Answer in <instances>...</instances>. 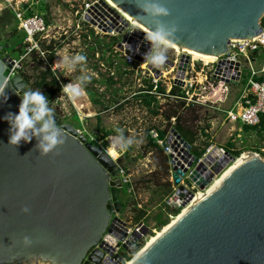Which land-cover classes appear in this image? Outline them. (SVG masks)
<instances>
[{"label":"water","instance_id":"water-1","mask_svg":"<svg viewBox=\"0 0 264 264\" xmlns=\"http://www.w3.org/2000/svg\"><path fill=\"white\" fill-rule=\"evenodd\" d=\"M112 1L144 27L146 22L153 27L160 22L175 27L170 37L173 43L218 58L227 53L232 39L258 36L264 17V0H159L168 15L158 18L138 7L143 0ZM135 32L147 41L143 30L136 28ZM8 49L10 44H0V54ZM189 59L187 54L182 57V75ZM14 64L10 53L0 55V88L8 96L7 102H0V264H97L103 252L89 251L123 209L119 195L123 182L116 178L118 163L70 122L60 125L65 143L59 154L40 155L35 138L17 147L8 144L10 126L3 117L18 113L21 97L17 93L22 94L28 85L18 72L8 77ZM226 64L220 60L217 72ZM239 76L237 72L232 82L239 81ZM167 142L174 149L184 147V163L174 161L170 154L180 195L193 183L205 189L216 173L237 158L225 151L208 168L203 162L206 154L197 159L192 145L176 128H171ZM254 154L132 264H264V160ZM191 168L185 187L182 180ZM193 197L190 191L184 205ZM24 207L27 212L22 211ZM147 231V227L142 229V233ZM133 236L137 241L141 233L136 230ZM128 249L136 253L134 245Z\"/></svg>","mask_w":264,"mask_h":264},{"label":"built area","instance_id":"built-area-1","mask_svg":"<svg viewBox=\"0 0 264 264\" xmlns=\"http://www.w3.org/2000/svg\"><path fill=\"white\" fill-rule=\"evenodd\" d=\"M52 0H6V8L11 10L15 20L17 21L18 30L24 34L23 48L24 51L18 57H13L14 67L8 70V77L13 76L21 67L22 61L34 52L37 53L40 59L47 62L48 68L53 75L60 80L63 74L61 61L63 60L61 51L58 49L64 34L67 33L65 28L59 26L55 17H51V12L60 8H52L50 5ZM58 1V0H55ZM68 4L71 8V32L76 31L77 39L83 37V41L87 44V48L92 49V54L99 59V70L97 75H106L107 78L118 80L117 71H121V76L129 77L133 73V80L139 81V87L134 91L133 97L141 92H149L163 99V93L157 91L160 83L165 84L166 94H169L173 86H179L186 90L188 102H201L205 98V94L210 88H217V82L222 84L232 83L233 77L240 72L239 81L241 82L246 75V90L240 102L226 112V119L232 123L243 125H257L260 122V114L264 113V80H258L257 77L264 75V22H262V30L260 34L249 39H232L229 44V49L226 54L216 59L214 62L205 63L204 61L194 60L191 55L187 63V67L182 75L180 66L184 53L175 50V57L167 56V60L160 67L153 66L145 62L144 54L148 52L149 43L143 37L136 34L135 29H140L124 17L112 6L104 0H61ZM41 5L47 10L41 11ZM50 5V6H49ZM75 20L72 23V17ZM142 30V29H141ZM145 32V31H144ZM117 38L115 43L112 38ZM54 45L55 56L49 60L48 54L51 52L44 47ZM105 52V54L103 53ZM129 51V53H128ZM102 52V53H101ZM256 53V56L252 55ZM105 57L102 58V56ZM188 55V54H187ZM108 60V62H107ZM220 60L227 61V64L222 66L218 73V62ZM263 61L261 68H255L253 63ZM230 63L231 66H230ZM236 63H239V68L236 69ZM157 69L156 71L154 70ZM249 69V74L246 70ZM170 73L165 75L166 73ZM94 74H96L94 72ZM172 79L168 76L172 75ZM98 77V76H97ZM144 80H149L153 85L152 90H142L139 88L145 87ZM165 80V81H164ZM61 84L62 81L60 80ZM182 82V84H181ZM63 85V84H62ZM216 86V87H215ZM200 88L198 95L195 90ZM193 92L194 94L190 95ZM198 100V101H197ZM145 108L150 107L145 105L141 99H138ZM120 104V103H119ZM81 120V126L77 127L79 134H84L91 143L99 145L107 150L108 147H114L113 142L118 135L113 133L100 137H95L82 123V117L78 113ZM84 116V115H83ZM172 122L175 118L171 119ZM171 130L166 136V139H161L159 130L156 127L151 128V137L163 145L166 144L167 153L171 154V145L168 144V138ZM119 154L118 147H114ZM223 152L225 149L220 148ZM114 159V158H113ZM115 160V159H114ZM116 178L121 179L124 184H130V177L127 174L125 166L118 164ZM184 178V177H183ZM173 179V177H172ZM174 182V180H173ZM184 184V180H182ZM186 187V184H184ZM131 189L129 187L128 191ZM179 189L173 192L169 203L171 205L178 204L179 207L184 206L190 191L186 187L183 195L178 193ZM175 197V199H174ZM120 213L113 216L114 220L110 221L109 230L106 231L102 240L94 246L93 250H101L103 256L97 264H124L134 253H131L128 247L135 246V252L139 249L141 243L139 239L142 237L143 223H139V227L131 230L127 224L121 219ZM115 217V218H114ZM117 217V218H116ZM138 231L141 237L137 241H133V232ZM119 237L113 243L110 238ZM122 237V238H121ZM88 254V255H89ZM88 256L85 258V261Z\"/></svg>","mask_w":264,"mask_h":264},{"label":"rangeland","instance_id":"rangeland-1","mask_svg":"<svg viewBox=\"0 0 264 264\" xmlns=\"http://www.w3.org/2000/svg\"><path fill=\"white\" fill-rule=\"evenodd\" d=\"M0 2L6 3V0H0ZM50 5H53L52 8H60L58 11L56 9L53 10L51 17L54 14L55 21L67 31L58 46L63 59L78 54H84L87 57L86 62L82 65H77L73 71H68L63 68V74L60 78L63 86L68 83L75 84L81 74H86L89 77L88 82L82 88L79 95L69 96L61 90L52 102V108L54 113L61 117L63 123L70 122L76 127L82 125L78 113L82 114V123L86 125L89 132L95 137H100L106 132L120 129L123 131L125 138L133 139L134 143L126 151H123L121 154L117 151L119 157L116 161L118 164L126 167L127 174L131 179V189L128 191L127 196H124V199L128 201L127 206L125 208L123 207L119 217L131 230L138 228L140 222L144 224L143 227L148 228V231L143 233L139 239L138 243L141 244L138 245V247L140 246L138 250H140L152 236L163 229L165 225H161V221L167 220L169 223L173 217L178 215H173L171 213L172 209H179L180 212L183 209L178 204L171 205L169 203L170 196H167V188L163 185L167 180V174H169L168 180L172 182L173 191L176 194L178 186L175 185L172 179V166L167 171L162 154L157 148L148 144V129L156 127L162 130L166 127L167 121L162 114L155 115L151 111V108H145L138 99L133 97L134 91L139 87V81L133 80V73L129 77H122L121 71L118 70V80L107 78L103 74H100V76L97 75L96 71L99 70V59L92 54L91 48H87L83 37L77 39L76 31L71 32V8L61 0H52ZM46 10L47 8L41 9L42 12H46ZM3 13L0 16V44H10V49L3 50L0 55L5 56L10 53L16 58L19 55L12 51V42L8 40L12 37L9 36V33L17 27V21L11 14L8 16L6 12ZM3 17L9 20L8 27H5L6 24L3 21ZM72 19L73 23L75 16ZM23 36L24 34L21 31L16 34L17 38H22ZM103 53L105 54L104 51ZM167 56L174 58L175 49L169 48ZM194 60L203 61L201 58ZM41 61V69L48 68L47 62L42 59ZM34 63L33 55H29L22 61V67L17 71L29 80V83L27 82V88H30L32 82L38 75V71L34 68ZM262 63L263 61L258 60L255 64L253 63V66L255 68H261ZM246 72L249 74V69ZM172 76L173 74L168 77L172 79ZM245 78L246 76H244L241 82L235 83L222 84L217 82L216 85L218 87L210 88L204 95L205 98L199 102L202 106L193 107L196 110L193 114V116L196 114V119L190 121V123L193 124V129L197 130L199 135L194 143L195 146L203 149L207 147V144H211L207 147L208 149L211 147L226 148L228 142L232 141L234 148L241 152L240 155L244 152L251 151L258 154L264 160V132L258 134L254 130L245 131L239 123H232L226 119L225 111L233 108L242 100L245 94ZM165 84L166 86L168 85L167 80ZM199 92L200 88L198 87L195 93L198 95ZM192 94L194 93L191 92L190 95ZM96 99L98 102H95ZM164 101L165 99H162L161 104ZM186 112L187 114L191 113V111ZM75 115L78 116L79 120L76 119ZM203 127L208 128L206 130L208 136L200 134L201 131L199 132V129ZM113 135H118V133H113ZM192 169L183 178L184 184ZM224 169L216 173L213 179L220 175ZM187 189L194 194L205 190L199 188L194 183L192 187H187ZM141 213H145V215L138 222L137 217ZM135 254L129 259L135 256Z\"/></svg>","mask_w":264,"mask_h":264},{"label":"clouds","instance_id":"clouds-1","mask_svg":"<svg viewBox=\"0 0 264 264\" xmlns=\"http://www.w3.org/2000/svg\"><path fill=\"white\" fill-rule=\"evenodd\" d=\"M143 12L151 17L158 18L168 15V9L162 5L159 0H143L138 5ZM141 22H146L139 19ZM149 30L146 33V40L150 42V49L144 54L145 62L153 66L160 67L167 60V53L171 47L170 39L176 31L175 27H167L163 22L153 25L146 22ZM87 57L84 54H78L72 57H65L62 61V67L65 70L73 71L77 65L86 62ZM89 77L81 74L75 84L68 83L62 87V91L69 96L79 95L82 88L88 82ZM21 97L18 113H7L3 119L9 124V142L15 147L21 142L30 143L34 138L37 141L36 150L40 155H48L56 152L65 143L63 129L57 123L54 110L51 106L47 95L39 90L25 88L21 93H17ZM8 96L6 90L0 88V102H7ZM118 136L113 142L114 147H118L120 151H126L134 141L131 138H125L123 131L117 129ZM22 211L27 212L28 208L24 207ZM54 264V262H53Z\"/></svg>","mask_w":264,"mask_h":264},{"label":"trees","instance_id":"trees-1","mask_svg":"<svg viewBox=\"0 0 264 264\" xmlns=\"http://www.w3.org/2000/svg\"><path fill=\"white\" fill-rule=\"evenodd\" d=\"M44 7L41 5V9H43ZM4 12H6V14L9 16L10 14L13 16V13L11 10L9 9H5ZM4 14V13H3ZM4 18V17H3ZM5 20V18H4ZM3 20V21H4ZM9 22V20H8ZM262 22H264V17L262 19ZM18 27H15L10 33L9 36H12L10 38V42H12L11 46H12V51H14L15 53H17L18 55H20L21 53H23V40L24 37L22 38H16V34L18 33ZM15 38L17 40H15ZM13 39V40H11ZM117 41V38L113 37L112 38V44L115 43ZM46 50L51 51L48 54L49 60H52L55 56V49H54V45H50V46H46L44 47ZM33 59L35 60V65L34 68L38 71V75L36 77V79L32 82L30 88L32 89H39L41 91H43L47 97L50 100V103H52L55 98L58 96L59 92L62 90L63 85L61 84L60 80L57 79L52 71L49 68H44L41 69V65H42V61L39 58V56L37 55L36 52H34L33 54ZM253 57L256 56V53H254L252 55ZM246 76V75H245ZM25 78V77H23ZM258 80H264V75H260L257 77ZM25 80L29 83V80L25 78ZM112 80V79H111ZM246 80V78H245ZM144 85L145 87L143 88H139V91L142 90H152L153 89V85L152 83H150L149 80H144ZM157 91L160 93L164 94V98L165 101L164 103L161 104V100L160 98H158L156 95L151 94L149 92H141L140 94L136 95L135 98L136 99H141L145 105L149 106L151 108V111L155 114V115H160L162 114L165 117V120L167 121L166 127L162 130H159V136L161 139H166L167 134L169 133V131L171 130V128H176V130L182 135L183 138H185L186 141H188L191 145H192V153L194 155H196L197 159H201L207 152V147L211 144H207V147H204L203 149H200L199 147L195 146L194 143L197 140V138L199 137L198 135V131L193 129V124L190 123V121H194L196 119V114L193 116V114L195 113V109L193 108L194 106H202V104L197 103V102H188L187 98L188 95L186 94V90H184L183 88L179 87V86H173L171 91L169 92V94H166V86L162 83H160L157 87ZM95 102H98V100L96 99ZM186 111H191V113L187 114ZM76 119H78V116H76ZM172 118H175V121L172 122ZM191 124V125H190ZM243 130L245 131H250V130H254L256 131L258 134H262L264 132V113L260 114V122L257 125H243L242 126ZM150 130L148 129L147 131V137H148V144L150 146H153L155 148L158 149V151L162 154L163 158V162L165 164V168L168 170H170L171 168V158L170 155L167 153L166 150V144L161 145L158 142H156L150 135ZM206 130H208V128H201L199 129V132L201 131V135H206L208 136V134L206 133ZM110 133H118L117 131H109L103 134V136L109 135ZM226 151H229L232 155H234L235 157L240 156V151L236 150L234 148V143H232V141H229L226 148ZM167 180L165 181V183H163V185L165 186V188H167L166 190V194L167 196H171L173 191V186H172V182L170 180H168L169 178V174H167ZM149 182V181H147ZM131 185L130 184H125L123 186L122 189L119 190V193H121L120 195V199L122 201L123 207L125 208L127 206V200L124 199V196H127L128 193V189ZM171 213L173 215H177L180 213L179 209H172ZM145 213H141L140 215H138L137 220L138 222H140L142 220V218H144ZM168 223L167 220H163L160 222L161 225H165ZM140 248V246H139Z\"/></svg>","mask_w":264,"mask_h":264},{"label":"bare ground","instance_id":"bare-ground-1","mask_svg":"<svg viewBox=\"0 0 264 264\" xmlns=\"http://www.w3.org/2000/svg\"><path fill=\"white\" fill-rule=\"evenodd\" d=\"M106 1L110 6L114 7L123 17L124 19H126L127 21H129L131 24L135 25L136 27L142 29L143 31L147 32L149 29H147L146 27H144L139 21H137L136 19H134L131 15H129L126 11H124L122 8H120L116 3H114L112 0H104ZM175 49L176 51H179L181 53L184 54H188L191 55V57L193 59H199L201 58L205 63H211L214 62L216 59H218V56L212 55V54H206V53H201L195 50H191V49H187V48H183L180 45L173 43L171 44V47ZM166 73V72H165ZM170 73H166L165 75H168ZM184 147H181L179 145L178 149H174L171 146V154L174 158V161L177 162H185V156H184V149H182ZM108 153L115 159L117 160V158L119 157V154L117 153V150L114 147H108L107 148ZM224 155H226L220 148L217 147H211L207 153V155L205 156V158L203 159V162L205 163V165L210 168L211 166L214 165V163L216 161H219L220 159H222L224 157ZM255 156L254 152H244L242 153L239 157H237L235 159V161L231 162L223 171L220 175H218L217 177H215L213 179V181L210 183V185L204 190L201 191L197 194H194V197L192 198V200L190 202H188V204L183 206V209L181 210V212L173 217L172 221L169 222L166 226L163 227V229L160 232H157L156 235L152 236L147 244L141 248L140 250H138V252H136L135 256H133L131 259L127 260L124 264H132L140 255L143 251H145L152 243H154L158 237L164 233L165 231H167L169 228H171L185 213H187L196 203H198L201 199H203L204 197H206L208 194H210L218 185H220V183L239 165H241L243 162H245L247 159L251 158ZM229 157H227L228 159ZM117 238L119 237H112L110 238V240L115 243L117 241Z\"/></svg>","mask_w":264,"mask_h":264},{"label":"crops","instance_id":"crops-1","mask_svg":"<svg viewBox=\"0 0 264 264\" xmlns=\"http://www.w3.org/2000/svg\"><path fill=\"white\" fill-rule=\"evenodd\" d=\"M5 9H7V8H6V3H4V2H0V16L3 15V12H4ZM4 23L6 24L5 27H6V26H7V27L9 26V22H8L7 19L4 20ZM18 31H19V30H18ZM16 38H17V37H16ZM16 38H15V40L18 39V38H17V39H16ZM11 40H13V39H11Z\"/></svg>","mask_w":264,"mask_h":264},{"label":"flooded vegetation","instance_id":"flooded-vegetation-1","mask_svg":"<svg viewBox=\"0 0 264 264\" xmlns=\"http://www.w3.org/2000/svg\"><path fill=\"white\" fill-rule=\"evenodd\" d=\"M57 123H58V125H61L63 123V121L61 120V118H60V120L57 121ZM119 195H121V193H119Z\"/></svg>","mask_w":264,"mask_h":264}]
</instances>
